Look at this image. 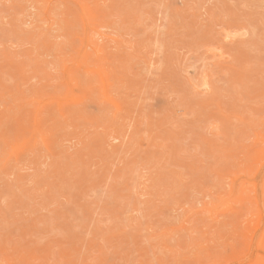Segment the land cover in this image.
Masks as SVG:
<instances>
[{
	"label": "rangeland",
	"instance_id": "obj_1",
	"mask_svg": "<svg viewBox=\"0 0 264 264\" xmlns=\"http://www.w3.org/2000/svg\"><path fill=\"white\" fill-rule=\"evenodd\" d=\"M0 264H264V0H0Z\"/></svg>",
	"mask_w": 264,
	"mask_h": 264
},
{
	"label": "bare ground",
	"instance_id": "obj_2",
	"mask_svg": "<svg viewBox=\"0 0 264 264\" xmlns=\"http://www.w3.org/2000/svg\"><path fill=\"white\" fill-rule=\"evenodd\" d=\"M103 7H104V6H103ZM260 182H261V181H260ZM259 184H260V183H259ZM256 186H257V185H256ZM257 187L259 188V186H257ZM258 193H259V192H258ZM260 193H261V192H260ZM260 195H261V194H260ZM260 197H261V196H260ZM261 232H262V231H261ZM258 237H259V236H258ZM258 237H257V238H258ZM257 238H256V240H257ZM256 240H255V241H256Z\"/></svg>",
	"mask_w": 264,
	"mask_h": 264
}]
</instances>
